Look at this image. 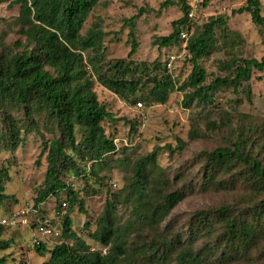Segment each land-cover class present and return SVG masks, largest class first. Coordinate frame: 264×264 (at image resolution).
I'll return each instance as SVG.
<instances>
[{"label":"trees","instance_id":"1","mask_svg":"<svg viewBox=\"0 0 264 264\" xmlns=\"http://www.w3.org/2000/svg\"><path fill=\"white\" fill-rule=\"evenodd\" d=\"M244 1L245 5L232 14L247 13L262 32L264 46L261 3ZM5 3L18 6L16 25L24 41L14 45L18 50L2 45L3 37L0 38V150L14 152L28 132H39L35 117L42 118L43 128L54 136L40 146L36 164L41 165L44 159L45 173L32 207L36 209L50 196L58 199L61 192L68 205L59 233L64 242L49 251L42 245L36 247L40 256L48 254L42 264H229L249 258L254 252L264 255V163L259 160L264 141L256 132L257 126L250 123L240 121L241 125L233 130L227 115L219 123L208 121L207 130L224 129L228 138L233 139L199 156L205 164L206 187L233 191L241 185L251 191L252 205L239 210L240 215L224 205L196 212L188 222L191 231L187 241L174 234L173 229L162 227L186 193L178 189L163 190L168 182L158 178L155 172L161 148L135 162L132 175L122 189L125 193L109 194L96 220V229L89 235L106 248L105 254L92 251L72 230L69 217L72 210L77 207L79 212L86 213L78 193L65 182L66 175L72 174L86 186L91 180L101 184L104 178L99 173L107 168L106 159L119 151L113 140L105 137L102 127L103 122L115 124L118 119L98 102L92 91L93 81L85 69L83 53L89 56L87 64L99 84L123 102L140 106L142 101L164 104L171 93L178 91L182 94L183 108L194 107L203 112L217 106V96L225 89L240 91L249 98L253 72L264 73V54L259 60L231 54L219 65L227 75L212 77L207 82L199 61L214 49L215 30L226 26L225 18H211L192 29L188 36L184 58L192 69L187 81L178 84L166 71L165 64L161 69L159 64L149 68L144 63H134L132 58L138 45L134 36L137 17H133L125 23L130 30V51L126 58L109 65L107 74L99 68L104 55L102 27L94 25L82 33L87 18L102 0H0V4ZM174 4L180 7L182 17L173 21L171 32L157 38L154 44L179 50L180 28L184 24L191 28V21L187 20L186 0L162 3V6ZM127 124L135 133L136 124ZM21 129L24 133L20 138ZM196 137L193 126L190 138ZM178 144L177 149L184 146L182 141ZM8 181L7 169L0 165V203L11 198L4 195V184ZM120 205L131 206L125 223L117 219ZM87 228L85 224L84 229ZM2 229L0 251H5L10 248V241L1 239ZM215 232L220 233L216 237L218 241L214 244L206 241L200 248L196 247L204 234L211 238L210 234Z\"/></svg>","mask_w":264,"mask_h":264},{"label":"rangeland","instance_id":"2","mask_svg":"<svg viewBox=\"0 0 264 264\" xmlns=\"http://www.w3.org/2000/svg\"><path fill=\"white\" fill-rule=\"evenodd\" d=\"M259 1L264 16V0ZM166 2L176 3L177 0H102L101 5L96 7L87 18L82 30L84 34L94 25L102 27L104 55L99 65L101 71L109 74V65L116 60L126 58L130 51L131 38L130 30L125 23L133 17H137L134 23V36L138 45L132 58L134 63H144L149 68L159 64L162 69L170 55H180L177 47L168 49L154 44L157 38L165 37L171 32L173 21L182 17L178 5L162 6V3ZM201 2L196 8L194 19L191 20V30L201 27L211 18L226 19L225 28L215 30L214 49L199 61L200 67L207 75V82L212 77L227 75L219 65L227 61L231 54L253 57L257 60L263 56V36L260 29L251 22L247 13L232 14L233 10L245 5L244 0H202ZM17 16L18 6L0 4L2 45L13 47L17 42L24 41L18 34ZM14 47L20 50L17 45ZM88 57L83 53L85 69L93 81L92 91L96 94L98 102L104 105L115 119H118L115 124L106 121L102 123L105 137L113 140L119 150L106 159L108 166L99 173V177L104 178L101 184L91 180L86 186L79 177L72 174H67L65 177L66 184L76 191L84 202L86 213L85 215L79 212L77 207L72 210L69 216L72 230L89 245L92 251H101L102 254L106 251V248L96 244L89 235L96 229V220L101 215L109 194L125 193L122 189L132 175L131 170L135 162L152 153L155 148L163 149L157 155L158 169L155 171L158 178L168 182L163 190L178 189L186 193V198L170 213L162 227L173 229L174 234L184 241H187L191 231L188 222L196 212L217 209L224 205L240 215L242 209L252 205L251 191L241 185L233 191H214L206 187L203 177L205 164L199 154L225 146L233 139V137L228 138L224 129L209 131L206 128L208 121L219 123L226 115L231 120L233 130L241 125L240 121L250 123L257 126L256 132L264 141V73L253 72L249 98L240 91L225 89L223 94L217 96V106L203 112L194 107L183 108L182 94L178 91L171 93L164 104L138 101L141 103V106H138L137 103L123 102L99 84L96 75L87 64ZM191 69L188 59L178 57L168 73L174 81L181 84L187 81ZM138 76L142 75L137 74ZM35 120L40 126L38 133L28 132L24 142L14 152H9L7 149L0 150V165L7 169L9 176V181L4 184V195L11 197L0 203V219L26 207L31 209L37 189L43 181L45 161L42 159L41 165L38 166L36 160L42 142L51 140L54 135L43 128L42 118L35 117ZM128 122L136 124L135 133L130 131ZM193 126L197 133L195 139L190 138ZM23 133L24 129H21L20 138ZM178 141L184 144L181 149L176 148L179 145ZM167 147L174 149V153H170ZM259 160L264 163V149L259 153ZM63 202L66 203L62 192L58 199L48 197L36 208L38 213L31 216L33 226L41 222L40 218L43 217V220L48 221L53 228L61 232L62 217H59L57 212L59 204ZM130 212V205L118 206L116 211L118 221L125 223ZM85 224L88 225L87 229H84ZM33 226L29 229L20 227L2 229L1 239L10 241V248L0 251V260H4V264H42L48 259L47 253L42 257L36 252V248L32 247ZM210 235L211 238L204 234L198 240L196 247L200 248L206 241L214 244L218 241L216 237L220 233L215 232ZM62 242L64 240L59 235L56 238L44 239L42 246L49 251ZM66 243L72 244L70 241ZM229 264H264V255L254 252L249 258Z\"/></svg>","mask_w":264,"mask_h":264},{"label":"built area","instance_id":"3","mask_svg":"<svg viewBox=\"0 0 264 264\" xmlns=\"http://www.w3.org/2000/svg\"><path fill=\"white\" fill-rule=\"evenodd\" d=\"M202 0H186V6L188 8L187 13V20L190 22L192 19H194L196 14V8L198 5H200V2ZM191 28H188L187 24H184L180 28L179 38H180V55L177 56V54H172L168 57L165 67L166 70L169 71L172 68V63L176 60L178 57H186V50H185V44L188 36L191 33ZM140 106V105H138ZM32 207V206H31ZM67 204L65 202L61 203L59 210L57 212V215L59 217H63L66 214ZM38 212L33 207L29 209L28 207L20 209L18 211H14L10 215L0 219V227L5 229H15L17 227L20 228H31L33 226V221L31 220V216ZM33 239H32V247L36 248L42 245V241L44 239H49L52 237H58L59 231H57L56 228H53L48 221L43 220L39 223H35L33 226ZM106 251H103V254H105Z\"/></svg>","mask_w":264,"mask_h":264}]
</instances>
